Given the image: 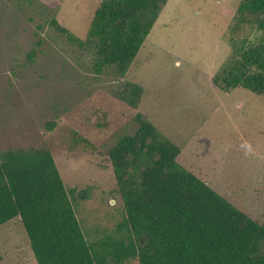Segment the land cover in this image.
<instances>
[{
    "label": "rangeland",
    "instance_id": "1",
    "mask_svg": "<svg viewBox=\"0 0 264 264\" xmlns=\"http://www.w3.org/2000/svg\"><path fill=\"white\" fill-rule=\"evenodd\" d=\"M100 1L0 0V150L49 149L66 185L79 191L85 231L105 239L123 219L107 152L135 131L141 112L180 146L182 165L263 221L264 94L213 81L236 46L264 36L251 23L235 25L241 0H167L123 77L94 71L92 51L51 24L86 38ZM32 48L39 52L30 60ZM126 82L143 87L137 107L120 96ZM0 264H37L20 217L0 226Z\"/></svg>",
    "mask_w": 264,
    "mask_h": 264
},
{
    "label": "trees",
    "instance_id": "2",
    "mask_svg": "<svg viewBox=\"0 0 264 264\" xmlns=\"http://www.w3.org/2000/svg\"><path fill=\"white\" fill-rule=\"evenodd\" d=\"M166 2L101 0L86 38L55 18L51 24L70 43L92 51L94 71L112 69L123 77ZM236 19L235 25L251 23L264 33V0H241ZM38 52L32 48L28 58ZM213 81L224 91L264 94V36L236 46ZM142 93L140 84L126 82L120 96L137 107ZM135 122V131L118 135L107 152L123 209L112 235L91 239L76 212L78 189L66 185L53 153L43 147L0 150V226L21 218L37 264H264V220L182 165L180 146L141 112Z\"/></svg>",
    "mask_w": 264,
    "mask_h": 264
}]
</instances>
